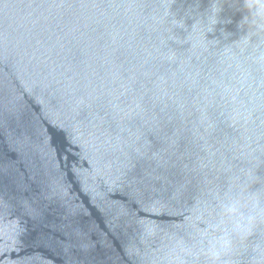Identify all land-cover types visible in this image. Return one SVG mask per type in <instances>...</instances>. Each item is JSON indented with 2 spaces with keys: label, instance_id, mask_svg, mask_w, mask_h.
<instances>
[{
  "label": "water",
  "instance_id": "water-1",
  "mask_svg": "<svg viewBox=\"0 0 264 264\" xmlns=\"http://www.w3.org/2000/svg\"><path fill=\"white\" fill-rule=\"evenodd\" d=\"M0 264H264V0H0Z\"/></svg>",
  "mask_w": 264,
  "mask_h": 264
}]
</instances>
